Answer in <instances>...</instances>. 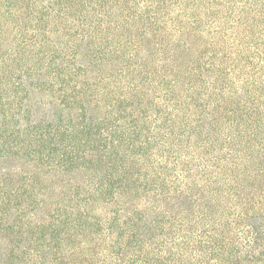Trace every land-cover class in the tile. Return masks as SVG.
I'll use <instances>...</instances> for the list:
<instances>
[{
	"label": "trees",
	"instance_id": "obj_1",
	"mask_svg": "<svg viewBox=\"0 0 264 264\" xmlns=\"http://www.w3.org/2000/svg\"><path fill=\"white\" fill-rule=\"evenodd\" d=\"M0 264H264V0H0Z\"/></svg>",
	"mask_w": 264,
	"mask_h": 264
}]
</instances>
